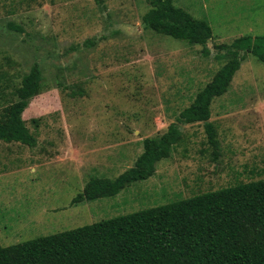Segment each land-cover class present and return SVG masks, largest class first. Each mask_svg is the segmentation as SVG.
Instances as JSON below:
<instances>
[{
    "label": "rangeland",
    "instance_id": "374dc122",
    "mask_svg": "<svg viewBox=\"0 0 264 264\" xmlns=\"http://www.w3.org/2000/svg\"><path fill=\"white\" fill-rule=\"evenodd\" d=\"M173 1L210 23L206 45L145 26L152 0H0V121L23 76L35 64L43 74L22 114L37 144L0 140L4 246L264 178V61L245 53L212 103L218 154L204 122L181 124L151 177L74 202L92 176L135 165L143 139L161 136L229 60L225 45L264 35V0Z\"/></svg>",
    "mask_w": 264,
    "mask_h": 264
},
{
    "label": "trees",
    "instance_id": "16d2710c",
    "mask_svg": "<svg viewBox=\"0 0 264 264\" xmlns=\"http://www.w3.org/2000/svg\"><path fill=\"white\" fill-rule=\"evenodd\" d=\"M143 22L191 44L206 45L213 35L208 21L194 17L173 0H152ZM224 48L229 60L161 136L143 139L135 165L115 179L92 176L74 197L75 203L114 196L129 184L151 177L157 163L168 158L181 141V124L204 122L208 141L218 154V131L209 121L212 103L229 90L245 53L264 61V35L240 36ZM42 89L43 74L35 64L23 76L18 99L5 109L0 140L37 144L22 114ZM0 264H264V178L7 246L0 238Z\"/></svg>",
    "mask_w": 264,
    "mask_h": 264
}]
</instances>
